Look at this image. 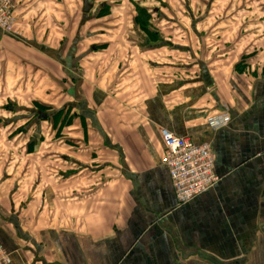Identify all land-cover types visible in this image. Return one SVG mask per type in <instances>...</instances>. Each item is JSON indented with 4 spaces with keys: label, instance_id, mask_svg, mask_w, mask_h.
<instances>
[{
    "label": "crops",
    "instance_id": "1",
    "mask_svg": "<svg viewBox=\"0 0 264 264\" xmlns=\"http://www.w3.org/2000/svg\"><path fill=\"white\" fill-rule=\"evenodd\" d=\"M87 1L84 14L82 0H13V33H0V120L27 122L5 120L7 102L27 110L38 139L16 130L24 144L0 150L8 264H264L263 11L188 0L189 23L172 22L164 43L89 25ZM160 128L211 148L218 183L182 205Z\"/></svg>",
    "mask_w": 264,
    "mask_h": 264
},
{
    "label": "rangeland",
    "instance_id": "2",
    "mask_svg": "<svg viewBox=\"0 0 264 264\" xmlns=\"http://www.w3.org/2000/svg\"><path fill=\"white\" fill-rule=\"evenodd\" d=\"M80 2L81 0H79V4ZM200 2L202 3L203 9L206 8V6L208 5V3H206L204 0H201ZM189 4L190 3L188 0H93L91 1L92 10H91L90 16L84 17V18L85 20H88V22L90 21L88 23L89 25H94V24L95 25H98V24H103V25H110V24H113V25L121 24L122 25L123 24L124 25L126 24L127 26L138 28L140 31H142L143 33L141 36L144 35L145 39L148 38V42L152 40L153 41L157 40L159 42L164 41V43H166L165 40H167L166 39L167 29L173 28V24L181 25V24L189 23L188 17L184 16V10L189 8ZM240 5L242 6V3ZM243 5H244V2H243ZM247 5H245V7H249L250 4H247ZM254 5L255 7L257 6V8L261 10V11L259 10V14L260 16H262V11L264 13V0H262V2L261 0H259L258 2H256L255 0ZM79 6L81 8V4ZM191 6L192 5H190V7ZM15 7L16 6H14V9ZM167 9L168 11L174 10L177 12H175L176 14H174V16H167L168 14ZM119 13H121L120 16H121L122 22H120L121 20H118ZM15 22H16V18L14 20V25H15ZM85 24H87V22ZM1 34L4 36H7L6 33H1ZM88 34L84 33V35H88ZM125 36H127V39L131 43L136 42L139 45L140 42H142V40L136 36L133 30L131 32L125 33L124 37ZM7 37H10V36H7ZM15 39L18 40V38H15ZM5 41L7 40H4V42ZM11 50H14V49L12 48ZM5 106L13 107L14 104L12 105L11 103L7 102L6 105H4V107L2 108L1 114L5 116L6 118L5 120L14 122V120H21V119L26 118L27 122L24 123V125H19V124H22V122L16 123V124L14 122L12 126L7 128L5 126L6 125L5 121L0 120V131L7 132V129H8V131L10 132L9 141L11 142L13 141L14 143L16 140V143H17L15 146H13L10 144H5L4 143L5 141L1 140L0 150L2 148V152H7L8 148L9 150L12 149L13 151L15 150V148H17V146L19 145L21 146L22 143L24 144L25 138H23V136H21L20 134L18 135V137H16L17 135L16 130L22 134L25 131H28V133H30L31 127L32 128L34 127L31 124V120L27 119L29 118V112L27 110H22L17 107H13L14 111L10 112L5 109ZM37 110L40 112H45L43 108L37 107ZM37 110L36 112H38ZM47 114L48 116H50L49 113ZM62 116H63V121H65L64 123H67L70 119L71 114L70 112H68L66 114H63ZM62 116H61V119H62ZM39 121L40 120L38 119V122ZM18 125L20 128H18ZM34 133L35 131H33L32 129V132L28 135L33 137L35 136ZM1 135L3 136L4 134L0 133V138L2 137ZM24 136L26 137V134ZM36 136H35V139L38 143V139L36 138ZM54 136H56V133H54ZM56 137H60V136H56ZM51 142H52L51 143L52 146L50 145L49 149L47 148V151H51V153H55L54 148H53L55 141L51 140ZM43 146L41 147V150H40L42 155L45 152V147L43 148ZM18 148H21V147H18ZM52 148H53V151H52ZM25 151L27 153L29 152L32 153L33 151H35V149L34 147H31L29 149L26 148ZM20 165L22 168L24 166V170H25L28 165V161L22 160ZM31 169H34V168L32 167Z\"/></svg>",
    "mask_w": 264,
    "mask_h": 264
},
{
    "label": "built area",
    "instance_id": "3",
    "mask_svg": "<svg viewBox=\"0 0 264 264\" xmlns=\"http://www.w3.org/2000/svg\"><path fill=\"white\" fill-rule=\"evenodd\" d=\"M14 4L12 0H0V32L11 34L14 27ZM225 115L207 120L212 128L227 123ZM164 146L161 159L167 169L174 196L178 205L185 204L213 188L219 177L213 172V158L208 144L194 145L186 137H177L167 130H158ZM6 251L0 246V264H8Z\"/></svg>",
    "mask_w": 264,
    "mask_h": 264
},
{
    "label": "water",
    "instance_id": "4",
    "mask_svg": "<svg viewBox=\"0 0 264 264\" xmlns=\"http://www.w3.org/2000/svg\"><path fill=\"white\" fill-rule=\"evenodd\" d=\"M82 2H83L82 3V12L84 14H87L89 12V9H90L89 3H88L87 0H82ZM41 117L45 119L46 118V114L42 113Z\"/></svg>",
    "mask_w": 264,
    "mask_h": 264
},
{
    "label": "flooded vegetation",
    "instance_id": "5",
    "mask_svg": "<svg viewBox=\"0 0 264 264\" xmlns=\"http://www.w3.org/2000/svg\"><path fill=\"white\" fill-rule=\"evenodd\" d=\"M90 6V5H89ZM91 7V6H90ZM41 115H42V113L41 112H36V114H35V117H37V118H39V117H41Z\"/></svg>",
    "mask_w": 264,
    "mask_h": 264
}]
</instances>
